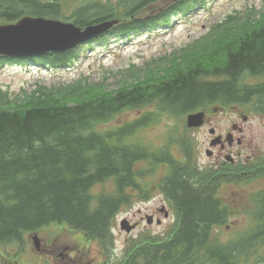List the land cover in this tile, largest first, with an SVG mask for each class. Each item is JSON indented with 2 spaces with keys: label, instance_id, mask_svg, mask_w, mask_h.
Instances as JSON below:
<instances>
[{
  "label": "trees",
  "instance_id": "16d2710c",
  "mask_svg": "<svg viewBox=\"0 0 264 264\" xmlns=\"http://www.w3.org/2000/svg\"><path fill=\"white\" fill-rule=\"evenodd\" d=\"M74 1L0 0V21L62 16L85 28L117 19L112 30L127 36L143 26L171 23L172 16L185 15L205 3L173 0L160 14L155 8L148 16L153 5L167 0H79L73 5ZM240 27H224L226 31L212 42L165 65L150 82L120 84L115 89L80 81L39 85L15 99L0 89V244L43 225L63 223L109 251L117 212L130 203L126 188L139 187L141 174L135 163L148 159L156 164L163 159L171 171L164 190L179 212V227L170 238L131 246L124 264H264V195L258 198L255 222L235 236H224L222 228L232 211L222 205L217 193L220 182L198 181L169 157V146L159 154L134 143L156 119L105 128L121 110L151 100L168 107L170 116L210 103L260 101L264 83L251 86L244 78L264 74V19L254 30ZM95 40L88 43L93 45ZM77 56L72 50L8 60L21 64L33 60L53 67ZM108 179H114L115 190L94 197L91 189Z\"/></svg>",
  "mask_w": 264,
  "mask_h": 264
},
{
  "label": "rangeland",
  "instance_id": "374dc122",
  "mask_svg": "<svg viewBox=\"0 0 264 264\" xmlns=\"http://www.w3.org/2000/svg\"><path fill=\"white\" fill-rule=\"evenodd\" d=\"M211 1L206 8L178 17L169 28L162 31H156L155 29V33H152V35H147L145 31L139 32L127 40L126 45L122 43L108 46L106 49L94 50L86 48L81 54L80 60L71 67L46 69L32 66L29 71V69L17 65V63L11 66H0V88L16 94L21 89L29 92L38 83L42 86H51L60 82L71 83V80H86V77L90 79V83L94 84L95 81L100 79L112 87H116L118 80L120 82L136 83L138 79L142 78L143 72L149 69V65L152 68L161 70L164 67L163 61L165 59H177V55L184 53L186 46L211 33L213 24L223 22L227 15L245 10L246 18L256 19L264 12V0ZM67 33L64 32L63 34L66 36L71 35V33ZM104 89L109 88L105 87ZM141 113L142 111L122 113L105 128L112 127L125 120L134 119ZM242 114H247L246 120L241 117ZM233 123L237 124L241 131L238 132V127L233 130ZM179 124H181V127L177 130ZM182 127L183 135H181ZM210 128H215L217 133L223 136L224 141L226 132L232 130L233 136L235 138L240 137L243 142V145L238 147V149H241L243 159H250L248 163L252 165L258 164L264 154V114L250 112L243 106H229L226 108L218 105L208 106L205 109L202 126L189 129L185 127L184 118L172 119L164 114L157 124L143 129L135 137V140L157 151L165 143V139L169 134L177 137V139L189 138L199 152L200 162L203 165L224 158V155L219 153L220 149L216 153L214 152L212 156L208 157L205 154L207 148L212 149L210 140L214 135L209 133ZM233 150L237 151L236 149ZM175 154L178 155V148ZM224 154H227V152H224ZM142 167L147 168L145 165ZM164 172V167L160 166L154 168L153 175L146 178L151 195L149 200H147L149 197L145 199L147 201L138 199L131 207L120 211L117 215V224L114 230L115 255H121L125 245H132L131 241L135 239L144 240L147 234H150V236L163 234L174 222L175 217H164V214L158 211L165 203L161 195H157ZM222 187L223 197H225L231 210L235 212L230 218L226 230H224V236H230L249 224L247 220L254 208L250 196L254 191L264 188V179H255L245 186L237 183H225ZM112 188L113 184L111 182H105L99 185L95 191H111ZM129 194L132 198L136 196L133 190ZM167 208H169L168 205ZM238 213L241 214L238 215ZM150 214H153V222L147 224L146 215ZM157 218L160 219L159 224L156 223ZM123 219L129 220L131 224L137 221L139 227H135L132 232L126 233L119 226L120 221ZM48 233L51 236L50 239L55 238L61 241H63L62 239H70L71 246L80 248L82 251L73 253L70 249L64 250L58 246L47 248L44 242L39 239L38 247H34L36 253H33L29 248L27 249L25 259L27 258L26 260L30 264H36V260L40 264H76L72 258L84 256L86 251L93 257V264H98V261L103 259L98 252L96 243L85 239L77 232L62 231L52 227ZM40 253L41 256H39ZM91 261L85 259L80 263L89 264Z\"/></svg>",
  "mask_w": 264,
  "mask_h": 264
},
{
  "label": "water",
  "instance_id": "95a60500",
  "mask_svg": "<svg viewBox=\"0 0 264 264\" xmlns=\"http://www.w3.org/2000/svg\"><path fill=\"white\" fill-rule=\"evenodd\" d=\"M66 30L74 36L72 40V36L67 38L62 35ZM87 34V31L80 32L71 24L43 19H23L16 24L0 26V54L29 55L61 50L83 39ZM202 120V112L190 114L187 117L189 126L200 125ZM122 227L127 231L130 230L126 222L122 224Z\"/></svg>",
  "mask_w": 264,
  "mask_h": 264
},
{
  "label": "flooded vegetation",
  "instance_id": "af4514ba",
  "mask_svg": "<svg viewBox=\"0 0 264 264\" xmlns=\"http://www.w3.org/2000/svg\"><path fill=\"white\" fill-rule=\"evenodd\" d=\"M227 133H229V132H227ZM219 135H221V134H219ZM236 142H237V140H236ZM238 142L240 143L241 141L238 140ZM233 145H234V139H231L230 143L225 142L224 140H222L221 143H219V145L217 147L220 148V152L219 153H222L226 157L228 154H224V152L228 153V151L233 147Z\"/></svg>",
  "mask_w": 264,
  "mask_h": 264
}]
</instances>
